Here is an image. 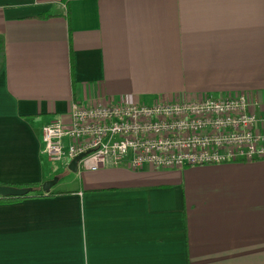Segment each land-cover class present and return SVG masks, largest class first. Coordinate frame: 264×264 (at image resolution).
Returning a JSON list of instances; mask_svg holds the SVG:
<instances>
[{"label": "crops", "instance_id": "1", "mask_svg": "<svg viewBox=\"0 0 264 264\" xmlns=\"http://www.w3.org/2000/svg\"><path fill=\"white\" fill-rule=\"evenodd\" d=\"M0 38V185H35L0 204V264H264V159L72 173L40 140L73 102L245 94L263 118L264 0H0Z\"/></svg>", "mask_w": 264, "mask_h": 264}, {"label": "built area", "instance_id": "2", "mask_svg": "<svg viewBox=\"0 0 264 264\" xmlns=\"http://www.w3.org/2000/svg\"><path fill=\"white\" fill-rule=\"evenodd\" d=\"M245 94L127 105L73 102L65 119L41 127L48 161L76 171L126 166L181 169L264 159V117Z\"/></svg>", "mask_w": 264, "mask_h": 264}, {"label": "water", "instance_id": "3", "mask_svg": "<svg viewBox=\"0 0 264 264\" xmlns=\"http://www.w3.org/2000/svg\"><path fill=\"white\" fill-rule=\"evenodd\" d=\"M81 156H77L73 158L69 164L67 165V170L75 173L76 172V162ZM57 179L56 177H53L50 180H47L41 184V190L44 193H47L48 190L56 183ZM30 192L29 189H23V188H14V187H8V186H0V199L5 198H18L22 197Z\"/></svg>", "mask_w": 264, "mask_h": 264}, {"label": "trees", "instance_id": "4", "mask_svg": "<svg viewBox=\"0 0 264 264\" xmlns=\"http://www.w3.org/2000/svg\"><path fill=\"white\" fill-rule=\"evenodd\" d=\"M49 17V15H40V16H37V18L39 19H44V18H47ZM0 47H1V38H0ZM0 186H3V185H0ZM18 188H23V189H29L30 192L22 197H18V198H5V199H0V204H7V203H13V202H18V201H21V200H24V199H27V198H31V197H34V195H31L32 193L35 192V185H27V186H24V187H18ZM55 193H47V195H54ZM36 195V194H35Z\"/></svg>", "mask_w": 264, "mask_h": 264}, {"label": "rangeland", "instance_id": "5", "mask_svg": "<svg viewBox=\"0 0 264 264\" xmlns=\"http://www.w3.org/2000/svg\"><path fill=\"white\" fill-rule=\"evenodd\" d=\"M206 96H210V95H206ZM211 97H213V96H211ZM172 100V99H171ZM53 163V162H52Z\"/></svg>", "mask_w": 264, "mask_h": 264}]
</instances>
